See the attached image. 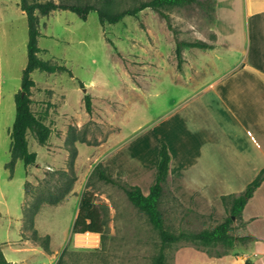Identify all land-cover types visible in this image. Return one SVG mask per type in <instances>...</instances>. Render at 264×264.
Instances as JSON below:
<instances>
[{
	"label": "rangeland",
	"instance_id": "rangeland-1",
	"mask_svg": "<svg viewBox=\"0 0 264 264\" xmlns=\"http://www.w3.org/2000/svg\"><path fill=\"white\" fill-rule=\"evenodd\" d=\"M165 11L173 30L150 8L106 24L96 11L86 20L68 9L40 15L38 55L69 70L32 72V108L52 132L46 144L28 132L29 148L37 153L36 164L27 166L19 159L12 173L6 164L12 157L15 96L28 63L29 23L20 0H0V242L10 264H152L161 247L159 232L119 185L101 179L94 169L99 162L105 165L108 151L125 143H136V150L154 155L162 117L174 110L188 84L211 76L204 65L209 51L183 48L179 68L176 48L177 40L210 42L216 36L217 0H199ZM196 59L199 64L194 65ZM87 93L93 98L92 113L86 109ZM69 180L74 186L66 199L44 203L35 217L39 234L51 237L48 253L34 240L23 238V207L30 208L38 197L44 201L57 198ZM85 189L92 191L106 218L104 235L90 234L98 239L95 244L73 233ZM164 193L161 208L175 232H198L216 224L212 217L184 207L168 188ZM25 231L31 237L33 230ZM188 246L208 256L228 251L221 243L204 246L183 239L167 248L166 264H177L179 250ZM187 258L191 260V255Z\"/></svg>",
	"mask_w": 264,
	"mask_h": 264
},
{
	"label": "crops",
	"instance_id": "crops-1",
	"mask_svg": "<svg viewBox=\"0 0 264 264\" xmlns=\"http://www.w3.org/2000/svg\"><path fill=\"white\" fill-rule=\"evenodd\" d=\"M214 33L215 46L202 48L211 76L188 84L162 117L155 154L125 143L104 159L112 174L147 194L165 142L172 156L165 188L186 208L221 221L228 216L222 196L241 193L264 169V0H217ZM242 221L234 224L235 236L250 238L237 240L234 253L208 256L188 246L177 264H264V181Z\"/></svg>",
	"mask_w": 264,
	"mask_h": 264
},
{
	"label": "trees",
	"instance_id": "trees-1",
	"mask_svg": "<svg viewBox=\"0 0 264 264\" xmlns=\"http://www.w3.org/2000/svg\"><path fill=\"white\" fill-rule=\"evenodd\" d=\"M197 2H199V0H46L29 3L27 0H20V7L26 13L29 23L28 63L23 72L21 89L15 96L16 119L11 131L12 157L6 164L11 172L13 173L19 159H22L27 166L36 164L37 153L29 148L27 137L29 131L33 132L36 139L41 144H46L48 142L52 132L51 127L40 118L32 108V93L35 86L32 72L36 69L48 72L69 70L64 64L44 60L38 55L40 51L38 37L41 33L39 29L40 15H49L56 10L68 9L76 12L82 19L86 20L91 11H96L101 23L106 24L117 23L125 16H138L141 11L150 8L159 13V15L167 21L168 27L173 30L174 27L171 16L165 10L172 6H184ZM215 40L216 36L212 38L210 42L200 38L196 40H177L176 55L179 68H181L183 61V48H213L215 46ZM109 41L112 42L110 39ZM80 83L81 86L84 87V83ZM92 99L91 94H85L86 109L89 113L93 111ZM72 145L74 144L72 143ZM72 150L76 151V147L72 146ZM171 159L170 149L168 145L163 142L160 148V160L158 163L156 180L147 194L143 192L139 185L131 184L123 178L112 174L108 170V167L102 162H99L94 169V173L101 179L119 185L126 192L130 201L148 214L154 228L159 232L161 247L159 252L154 256L152 264H166L167 248L173 243L183 239L192 240L204 246L221 243L228 247L227 252L216 254L217 256H222L231 253L229 249L234 247L237 240L250 238L249 236H235L231 233V230L237 220L240 221V224L244 225L242 221L243 209L254 195L256 189L264 181V169L260 171L257 177L252 180L241 193H231L222 196L224 206L228 212V216L225 219L221 221L217 220L212 228H205L198 232L181 231L177 233L167 225L164 212L161 208V201L165 194V185L170 171ZM29 184L30 182L28 181L27 187ZM73 186L74 181L69 180L66 187L60 191L57 198L54 196L51 200L46 199V201H44L41 197H38L39 200L36 199V201L31 204L30 208L24 205V229L22 234L24 239L34 240L48 253H51V237L49 234H39V231L35 227V217L44 203L58 204L64 201L72 192ZM170 192L174 195L171 190ZM174 197L178 199L175 195ZM188 209L192 210L190 208ZM28 229L33 230L31 237L26 235L25 230ZM105 231V215L95 204L92 191L85 189L82 193L79 211L73 224V233L91 232L104 235ZM10 263L11 262L5 256L0 242V264Z\"/></svg>",
	"mask_w": 264,
	"mask_h": 264
},
{
	"label": "built area",
	"instance_id": "built-area-1",
	"mask_svg": "<svg viewBox=\"0 0 264 264\" xmlns=\"http://www.w3.org/2000/svg\"><path fill=\"white\" fill-rule=\"evenodd\" d=\"M75 234H76L77 239H80L83 242H86L88 244H93V243L95 244V242H98V239L96 240V239L90 238V237H94V236H91V235H94V233L85 232V233H75Z\"/></svg>",
	"mask_w": 264,
	"mask_h": 264
}]
</instances>
